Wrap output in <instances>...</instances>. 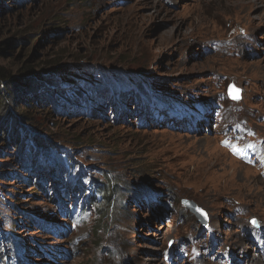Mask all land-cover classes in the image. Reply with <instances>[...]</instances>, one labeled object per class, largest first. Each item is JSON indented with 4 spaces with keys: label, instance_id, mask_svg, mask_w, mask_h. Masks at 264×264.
Instances as JSON below:
<instances>
[{
    "label": "rangeland",
    "instance_id": "rangeland-1",
    "mask_svg": "<svg viewBox=\"0 0 264 264\" xmlns=\"http://www.w3.org/2000/svg\"><path fill=\"white\" fill-rule=\"evenodd\" d=\"M6 5L0 11V46L9 39L21 42L4 56L6 67L14 71L29 60L35 68L50 67L48 75L70 80L61 82L69 100L66 112L57 113L54 105L48 112H32L39 138L75 167L72 181L79 176L85 184L105 183L108 177L127 194L142 187L144 196L157 194V200L119 192L104 220L90 210L89 221L55 237L49 229L67 227L68 221L43 189L34 193L32 185L0 176L2 252L16 258L14 264H170L166 250L176 259L180 243L189 246V239L205 229L183 206L192 200L207 212L215 239L204 230L195 259L264 264L244 232L252 221L264 222V179L248 165V154L256 153L258 165L264 163V0H25L23 6ZM77 69L81 74L70 73ZM137 84L150 96L136 108L117 91L130 93ZM230 84L242 90L237 108L224 97ZM79 89L87 104L71 101ZM172 100L196 108L207 103L210 123L190 134L143 122V104ZM92 110L99 115L90 117ZM231 115L246 121L230 127L236 122ZM219 118L222 124H216ZM225 121H230L228 128ZM250 127L258 136H247ZM40 175L45 183L51 180ZM84 195L71 193L73 201L62 199L61 210L70 202L87 207ZM169 195L176 203L169 204ZM11 204L26 214L16 216L17 206ZM163 210L168 220L161 218ZM4 235L18 247L3 243ZM73 239L79 254L66 261L60 254L73 255Z\"/></svg>",
    "mask_w": 264,
    "mask_h": 264
},
{
    "label": "trees",
    "instance_id": "trees-1",
    "mask_svg": "<svg viewBox=\"0 0 264 264\" xmlns=\"http://www.w3.org/2000/svg\"><path fill=\"white\" fill-rule=\"evenodd\" d=\"M25 0H0V11L6 10L7 3H16L23 6ZM14 7L8 6V10L12 11ZM34 41V40H33ZM25 41H22V43ZM21 44L18 40H6L2 47L0 46V176L7 177V181L21 180L24 184L32 185L34 193L38 192L39 188L43 189V194L49 198L56 208H62L61 200L73 201L71 193L74 197L80 195L82 192L87 197L88 206H81L82 210L86 212L91 209H96L100 219L104 220L107 213L111 211V205L115 201V196L126 195L132 199L144 198L143 188H133L128 190L125 187L120 189L114 180L106 178L105 183L91 180L90 183H84L83 177H77V181L71 179V173L75 169L73 164L67 157L63 161L62 156L59 155L58 150L54 145H49L45 139H40L38 130L35 129V117L33 110H44L48 112L50 105H54L56 112L63 113L67 110L68 99L61 87V82L70 84L67 76L57 78L55 75H48L50 67L35 68L34 64L27 60L22 66H15L14 71L6 67L3 58L11 49ZM20 59V56L16 57ZM86 70H91L87 67ZM82 70L77 69L75 72L81 74ZM53 88L56 91H50ZM60 92V95L58 94ZM76 95L72 97L71 101L78 99L79 102L87 104L88 100L86 94L82 90H75ZM113 93L116 98L120 94L121 99L137 108L143 102L142 97H149V92L146 87L137 84V87L132 89L130 93ZM169 102V101H168ZM56 103V104H55ZM93 105V104H92ZM153 108L156 111L160 109L157 103H153ZM95 107V106H94ZM106 107V106H104ZM144 111L151 113L149 107L143 104ZM152 107V106H151ZM100 112L92 110L90 117L95 118ZM71 159V157H69ZM50 162V164H48ZM52 166V168L50 167ZM1 168L11 170L3 172ZM50 175L51 180L45 183L40 174ZM57 182H61V185ZM5 184V183H3ZM35 186V187H34ZM36 190V192H35ZM119 192L121 195H118ZM33 194V193H32ZM17 193L13 197L17 201ZM78 198V197H77ZM148 198V197H147ZM150 199V198H148ZM21 201L19 204H22ZM19 204H11L14 207L16 216L26 214ZM124 205L121 204V206ZM79 208V209H80ZM69 209H78L77 203L70 202ZM31 216V215H30ZM96 222L95 233L99 234L101 220ZM18 223L12 221V228ZM43 226L44 225H40ZM16 228V227H15ZM8 238V236H6ZM8 240V239H7ZM9 242V241H7ZM12 239L10 243L16 245ZM109 256L111 252L108 253ZM17 260L8 257L2 252L0 247V264H14Z\"/></svg>",
    "mask_w": 264,
    "mask_h": 264
},
{
    "label": "water",
    "instance_id": "water-1",
    "mask_svg": "<svg viewBox=\"0 0 264 264\" xmlns=\"http://www.w3.org/2000/svg\"><path fill=\"white\" fill-rule=\"evenodd\" d=\"M230 88L233 89L234 91L235 90H238V95L240 97V94H241V90L240 89H237V88H235L233 86H230ZM230 88H229V94H230ZM183 203L187 207L190 208V210L192 211V213H194L200 219V221L202 222V224L205 227L208 225L209 219H208L207 213L201 207H199L197 205V203H195L194 201H191V200H184Z\"/></svg>",
    "mask_w": 264,
    "mask_h": 264
},
{
    "label": "snow or ice",
    "instance_id": "snow-or-ice-1",
    "mask_svg": "<svg viewBox=\"0 0 264 264\" xmlns=\"http://www.w3.org/2000/svg\"><path fill=\"white\" fill-rule=\"evenodd\" d=\"M230 95L232 96L233 99H239V95H238V90H233L230 88ZM253 225L256 226L258 225V222L257 221H252Z\"/></svg>",
    "mask_w": 264,
    "mask_h": 264
}]
</instances>
